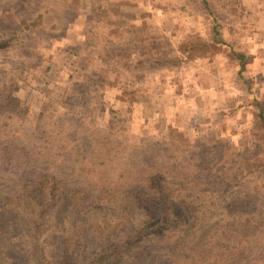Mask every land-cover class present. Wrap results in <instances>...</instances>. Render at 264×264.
<instances>
[{
  "label": "rangeland",
  "instance_id": "1",
  "mask_svg": "<svg viewBox=\"0 0 264 264\" xmlns=\"http://www.w3.org/2000/svg\"><path fill=\"white\" fill-rule=\"evenodd\" d=\"M0 159L8 188L177 161L197 202L247 205L208 225L264 264V0H0Z\"/></svg>",
  "mask_w": 264,
  "mask_h": 264
},
{
  "label": "trees",
  "instance_id": "2",
  "mask_svg": "<svg viewBox=\"0 0 264 264\" xmlns=\"http://www.w3.org/2000/svg\"><path fill=\"white\" fill-rule=\"evenodd\" d=\"M3 170L0 264L245 263L243 249L212 238L208 223L216 211L241 213L247 205L197 202V187L205 180L182 175L177 161L148 163L133 181L109 189L95 178L80 187L65 180L60 186L53 180L43 184L47 172L27 178L26 170L8 188ZM46 195L57 203L55 210L68 209L70 217L54 222L46 213L45 218L51 203L44 201Z\"/></svg>",
  "mask_w": 264,
  "mask_h": 264
}]
</instances>
